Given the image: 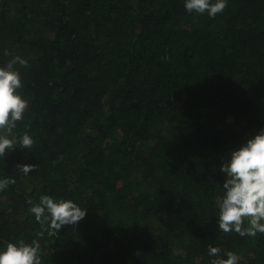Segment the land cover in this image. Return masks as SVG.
Instances as JSON below:
<instances>
[{"label": "trees", "instance_id": "trees-1", "mask_svg": "<svg viewBox=\"0 0 264 264\" xmlns=\"http://www.w3.org/2000/svg\"><path fill=\"white\" fill-rule=\"evenodd\" d=\"M16 55L28 106L8 135L33 144L0 158V247L36 241L41 264L226 251L264 264V233L216 223L220 165L264 127V0H227L215 17L183 0H0V66ZM42 194L85 217L50 229L29 211Z\"/></svg>", "mask_w": 264, "mask_h": 264}, {"label": "clouds", "instance_id": "clouds-1", "mask_svg": "<svg viewBox=\"0 0 264 264\" xmlns=\"http://www.w3.org/2000/svg\"><path fill=\"white\" fill-rule=\"evenodd\" d=\"M226 4L227 0H183L187 13H206L209 17L222 12ZM17 63L27 66V61L18 55L0 66V158L4 157L6 150L16 149L17 144L20 148L33 144V138L27 133L18 137L8 135L16 127V122L23 119L28 106V101L18 91L22 88V81L20 72L14 67ZM27 165L19 164L25 173L30 169ZM220 171L227 178L221 180L223 195L217 204L218 228L240 235L264 233V127L232 148L221 163ZM9 183L7 178L0 179V189ZM29 211L38 222L47 223L57 232L63 225L75 224L87 212L71 199H57L49 194H42ZM245 217L249 218L247 228L242 227ZM39 248L36 241H8L0 247V264H41ZM208 251L210 257H215L220 248L210 246ZM237 261L236 253L226 251L224 257L212 259L211 264H237Z\"/></svg>", "mask_w": 264, "mask_h": 264}]
</instances>
